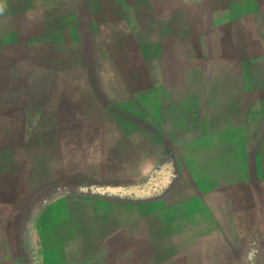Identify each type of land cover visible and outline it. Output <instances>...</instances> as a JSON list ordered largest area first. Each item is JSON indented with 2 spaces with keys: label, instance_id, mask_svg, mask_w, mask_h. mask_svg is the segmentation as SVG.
<instances>
[{
  "label": "crops",
  "instance_id": "crops-1",
  "mask_svg": "<svg viewBox=\"0 0 264 264\" xmlns=\"http://www.w3.org/2000/svg\"><path fill=\"white\" fill-rule=\"evenodd\" d=\"M0 7V264H264V0Z\"/></svg>",
  "mask_w": 264,
  "mask_h": 264
},
{
  "label": "rangeland",
  "instance_id": "rangeland-1",
  "mask_svg": "<svg viewBox=\"0 0 264 264\" xmlns=\"http://www.w3.org/2000/svg\"><path fill=\"white\" fill-rule=\"evenodd\" d=\"M22 245H23L24 248H29L30 247L31 240H30V237L28 235L23 238Z\"/></svg>",
  "mask_w": 264,
  "mask_h": 264
},
{
  "label": "clouds",
  "instance_id": "clouds-1",
  "mask_svg": "<svg viewBox=\"0 0 264 264\" xmlns=\"http://www.w3.org/2000/svg\"><path fill=\"white\" fill-rule=\"evenodd\" d=\"M3 12V8L2 7H0V13H2Z\"/></svg>",
  "mask_w": 264,
  "mask_h": 264
}]
</instances>
